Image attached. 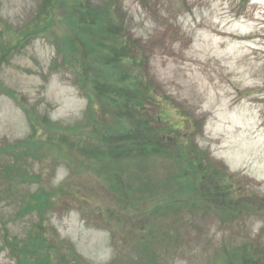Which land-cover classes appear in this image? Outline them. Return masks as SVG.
Wrapping results in <instances>:
<instances>
[{"label":"rangeland","instance_id":"1","mask_svg":"<svg viewBox=\"0 0 264 264\" xmlns=\"http://www.w3.org/2000/svg\"><path fill=\"white\" fill-rule=\"evenodd\" d=\"M61 253L264 264V0H0V264Z\"/></svg>","mask_w":264,"mask_h":264},{"label":"trees","instance_id":"2","mask_svg":"<svg viewBox=\"0 0 264 264\" xmlns=\"http://www.w3.org/2000/svg\"><path fill=\"white\" fill-rule=\"evenodd\" d=\"M87 9H89V11L88 12H83L82 13V18H83V20H85V22L87 23V24H91V25H89V26H95V25H98L99 23H101V24H105L104 22L106 21L107 22V19H109L110 17H108L109 15H111L113 12H111V10H108V6H104V7H102V6H99L98 4L97 5H93V4H90V2L87 4V6H86V9L85 10H87ZM107 9V10H106ZM89 20V21H88ZM102 25V26H103ZM104 89H106L105 87H104ZM109 90H111V89H109ZM116 90V89H115ZM103 93H105V92H103ZM128 96V95H127ZM115 106L117 107V104H115ZM152 130V129H151ZM149 129H148V132H146V131H143V130H139L138 131V135H140V137H141V135H142V137H144V139H147V136L149 135V137H152L151 136V134L149 133ZM154 137H160L159 136V134L157 135V136H154ZM147 141V140H146ZM143 142H140V143H136L135 142V145H137V147H142L143 146ZM135 145H131V147L133 148ZM159 149V148H158ZM164 150V149H163ZM32 247V246H31ZM33 250H35V249H33ZM73 251H74V249H73ZM36 253V252H35ZM58 253H60V251H58ZM244 254L245 253H243L241 256H239V253H237V254H235L234 256H236L239 260H241L242 259V256L244 257ZM57 255V254H56ZM229 255V254H228ZM232 254H230L229 255V257L231 256ZM37 258H39V257H37ZM64 258V255L61 253V257H56L55 258V261L56 262H54V264H57V263H61L62 264V260H64L63 259ZM40 259V258H39ZM74 259L75 260H77V261H81L82 259H80L79 258V256H77V258L74 256ZM255 260H257V261H255ZM254 261L256 262V264H261V261L260 260H258V259H254ZM42 263V262H41ZM40 263V264H41ZM139 263V262H138ZM43 264V263H42ZM45 264V263H44ZM47 264H50V261L48 260V258H47ZM139 264H141V263H139ZM238 264H240V263H238Z\"/></svg>","mask_w":264,"mask_h":264}]
</instances>
